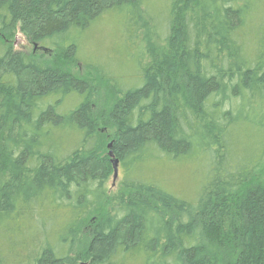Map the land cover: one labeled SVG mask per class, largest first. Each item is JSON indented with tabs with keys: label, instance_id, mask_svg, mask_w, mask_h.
<instances>
[{
	"label": "trees",
	"instance_id": "trees-1",
	"mask_svg": "<svg viewBox=\"0 0 264 264\" xmlns=\"http://www.w3.org/2000/svg\"><path fill=\"white\" fill-rule=\"evenodd\" d=\"M108 14L130 83L79 57ZM263 157L264 0H0V264H264ZM162 159L204 166L192 201Z\"/></svg>",
	"mask_w": 264,
	"mask_h": 264
},
{
	"label": "rangeland",
	"instance_id": "rangeland-1",
	"mask_svg": "<svg viewBox=\"0 0 264 264\" xmlns=\"http://www.w3.org/2000/svg\"><path fill=\"white\" fill-rule=\"evenodd\" d=\"M121 26L122 24L117 16L108 14L101 18L87 34L83 35L80 41L81 51L79 57L85 63L109 68V72L114 77L130 83L134 79L137 70L135 71V66L127 61L129 59V51L131 53L132 50L124 45L125 42L129 43L127 36L124 35V38L119 37V32L121 30L123 32L124 30ZM17 31L18 33L13 40L16 52L25 51L34 58H41V56L51 58L52 52L50 50L42 49L40 45L32 43L30 39L21 34L19 29ZM16 43L17 46L15 47ZM34 51H36L35 54H33ZM136 55L134 54V56ZM75 71H78L81 75H91L95 78L99 77L93 70L84 66V63L82 65L80 64L79 69ZM96 86L98 88V99L103 102L106 99L107 91L104 87L100 86L99 81H97ZM134 86L132 85L130 87L133 88ZM100 104L102 105L103 103ZM238 130L237 128L234 132L238 133ZM239 132L241 136L235 137L237 143L238 141H245L248 135V130H240ZM109 146L110 144L108 145V149ZM171 162L168 159H162L148 163L146 165V173L151 178L161 181L162 187L168 192L178 194L177 196L192 201L199 192L202 180L207 179L205 178L206 171L204 170V166L191 163L185 164V162H178L177 164ZM254 178L257 181L264 182V157L255 172ZM122 181L123 172L120 167L118 178L114 180V177H111L107 185L110 194L113 195L120 190ZM89 226L87 227V233L89 232ZM84 240L79 245L82 244L81 246H83L85 243Z\"/></svg>",
	"mask_w": 264,
	"mask_h": 264
},
{
	"label": "water",
	"instance_id": "water-1",
	"mask_svg": "<svg viewBox=\"0 0 264 264\" xmlns=\"http://www.w3.org/2000/svg\"><path fill=\"white\" fill-rule=\"evenodd\" d=\"M17 46V43L15 44V47ZM112 147V144L109 146V148ZM110 157L112 159L113 167H114V180L118 178L119 173V161L115 159V156L112 152H110Z\"/></svg>",
	"mask_w": 264,
	"mask_h": 264
},
{
	"label": "flooded vegetation",
	"instance_id": "flooded-vegetation-1",
	"mask_svg": "<svg viewBox=\"0 0 264 264\" xmlns=\"http://www.w3.org/2000/svg\"><path fill=\"white\" fill-rule=\"evenodd\" d=\"M16 52V51H15ZM17 54H27V55H29L27 52H25V51H18V52H16ZM36 53V51H34V53L33 54H35ZM29 56H31V55H29Z\"/></svg>",
	"mask_w": 264,
	"mask_h": 264
}]
</instances>
